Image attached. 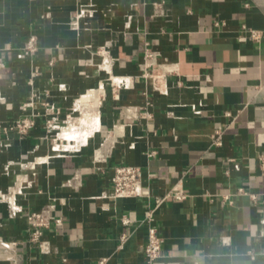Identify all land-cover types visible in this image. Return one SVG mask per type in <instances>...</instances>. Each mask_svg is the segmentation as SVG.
<instances>
[{"label":"crops","instance_id":"crops-1","mask_svg":"<svg viewBox=\"0 0 264 264\" xmlns=\"http://www.w3.org/2000/svg\"><path fill=\"white\" fill-rule=\"evenodd\" d=\"M155 1L163 0H0V192L22 187L16 214L0 200V264H148L144 212L178 181L190 196L156 211L164 243L154 264L264 263V38L256 45L239 30L245 23L264 31V0H164L159 16ZM215 19L226 25L217 28ZM31 34L39 50L20 59ZM147 41L160 52L155 82L141 67ZM34 71L48 105L29 134H6ZM103 85L93 134L77 127L69 134L75 141L61 140L78 100ZM126 107L151 115L129 118ZM49 118L60 127H48ZM71 141L76 149L57 151ZM120 164L141 167V196H113ZM49 203L62 223L45 231L56 250L43 255L28 240L24 216ZM251 248L262 252L259 260Z\"/></svg>","mask_w":264,"mask_h":264},{"label":"built area","instance_id":"built-area-1","mask_svg":"<svg viewBox=\"0 0 264 264\" xmlns=\"http://www.w3.org/2000/svg\"><path fill=\"white\" fill-rule=\"evenodd\" d=\"M165 1H155L153 3L154 15L159 16L166 13ZM250 4L246 3V7ZM214 25L217 28H222L226 25V21L215 19ZM240 33L244 35L249 41L256 45H261L264 38V31L251 27L245 23L240 25ZM39 50V38L35 34L28 36L24 45L18 51V58L20 59H32L34 55ZM98 54L103 57V62L107 60V51L105 47H102L98 50ZM160 52L155 50L152 44L147 41L145 43V55L144 62L141 67L143 69V76L145 78L151 79L153 82L158 81L160 77L154 71L157 69V62ZM0 65L4 66L5 61L0 58ZM49 65L53 66L54 61L50 60ZM106 69V67H105ZM171 72L172 69H167ZM38 76L37 72H32L31 77L29 78V84L32 86L30 94L26 101H24L19 109L18 116L13 120V122L4 127V132L9 134L12 131H16L21 135L29 134L36 126L38 119L40 117V105L47 106L48 102L45 101L36 87H34L35 78ZM122 79L121 81H123ZM125 81V80H124ZM125 111L129 118L139 117L141 115L148 117L151 113L140 107H126ZM60 112L59 110L57 111ZM47 126L56 129L60 127L57 123L54 122L53 118L47 119ZM223 129L218 128L211 135V143L213 146H222L223 145ZM2 145H0V151ZM98 158H101V155H97ZM260 166L264 170V155L260 156ZM236 167H239V164L236 163ZM111 182L113 185V196L114 197H123V198H132L139 197L143 194L142 191V171L141 167L137 165L130 164H120L116 165L113 168V175L111 177ZM239 192L246 194L248 193L244 188L240 187ZM22 194V187H18L16 190L12 191L10 195H6L3 192H0V200L8 202L12 214L20 209V206L16 204L18 195ZM190 196V193L187 191L185 186L181 181H178L169 189L166 193L162 195H157L154 197L153 203H149L147 209L144 212L143 222L148 226V240L144 246V254L148 264H154L157 259L163 255V243L164 239L161 236L157 225L155 224V214L159 207L168 199H174L176 201H184ZM255 198V195H252ZM223 199L228 204H233V198L231 194H224ZM55 205L49 203L39 210L29 211L24 216L25 226L28 232V240L36 247L43 255H50L55 252L56 247L53 245L50 239L45 237V231L51 229L54 226H59L62 223V219L53 214ZM123 222L125 224L130 223L128 217H123ZM264 224V218L262 219ZM121 244L128 239V235L123 233L120 236ZM225 244L230 243V238L226 237L223 239ZM249 256L253 260H259V257L262 255V252L255 248H251L248 251ZM108 258L100 259L96 264H106ZM258 264H264L259 263Z\"/></svg>","mask_w":264,"mask_h":264},{"label":"bare ground","instance_id":"bare-ground-1","mask_svg":"<svg viewBox=\"0 0 264 264\" xmlns=\"http://www.w3.org/2000/svg\"><path fill=\"white\" fill-rule=\"evenodd\" d=\"M113 81L118 82L119 80L113 78ZM103 92H105V87L101 86L100 89L91 90L90 92L83 94L82 98L78 100L77 105L80 110V114L71 118L68 124L60 132V137L62 139L75 141V138L70 136L71 132L75 128H79L81 125H86L87 123H89V129L84 134L87 137H90L93 134L99 124V119L95 116L97 111L96 106L99 105L100 93ZM66 147L67 146L64 148Z\"/></svg>","mask_w":264,"mask_h":264},{"label":"rangeland","instance_id":"rangeland-1","mask_svg":"<svg viewBox=\"0 0 264 264\" xmlns=\"http://www.w3.org/2000/svg\"><path fill=\"white\" fill-rule=\"evenodd\" d=\"M103 87H104V85H103ZM80 114V110H78V112L73 116V117H76V116H78ZM65 126V125H64ZM81 127V131H88V129H89V123H87L86 125H81L80 126ZM60 130L61 129H59L58 131H57V133H56V136L59 134V132H60ZM80 131V132H81ZM72 132H75V130H73ZM74 137V136H73ZM61 140H63L62 138H60ZM59 142H61V141H59ZM70 144V145H69ZM68 145V147H66L65 148V150H62L63 148H62V146L57 150L58 152H65V151H72V150H74V149H76L77 148V144H76V142H73V141H71L70 143H69Z\"/></svg>","mask_w":264,"mask_h":264}]
</instances>
